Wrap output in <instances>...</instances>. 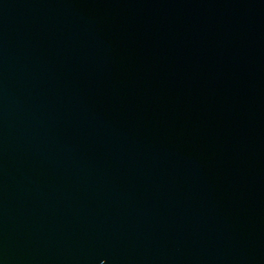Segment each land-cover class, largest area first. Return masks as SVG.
Masks as SVG:
<instances>
[{"label":"water","instance_id":"water-1","mask_svg":"<svg viewBox=\"0 0 264 264\" xmlns=\"http://www.w3.org/2000/svg\"><path fill=\"white\" fill-rule=\"evenodd\" d=\"M0 264H264V0H0Z\"/></svg>","mask_w":264,"mask_h":264}]
</instances>
